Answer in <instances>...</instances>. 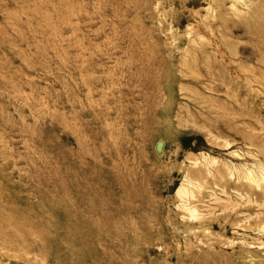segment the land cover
<instances>
[{
  "label": "rangeland",
  "instance_id": "rangeland-1",
  "mask_svg": "<svg viewBox=\"0 0 264 264\" xmlns=\"http://www.w3.org/2000/svg\"><path fill=\"white\" fill-rule=\"evenodd\" d=\"M262 169L264 0H0V264H264Z\"/></svg>",
  "mask_w": 264,
  "mask_h": 264
},
{
  "label": "bare ground",
  "instance_id": "bare-ground-1",
  "mask_svg": "<svg viewBox=\"0 0 264 264\" xmlns=\"http://www.w3.org/2000/svg\"><path fill=\"white\" fill-rule=\"evenodd\" d=\"M252 160V159H251ZM250 159H249V161H251ZM246 162L248 163V161L246 160ZM251 165V164H250ZM254 168V167H253ZM249 173V172H248ZM261 173H262V180H260V179H256L255 180V182H256V185L255 186H257V187H260L261 186V184H260V182H263L264 183V170L262 169L261 170ZM250 174V173H249ZM250 176V175H249ZM256 176V175H255ZM257 177V176H256ZM250 178V177H249ZM253 179V178H252ZM250 180V179H249ZM251 181V180H250ZM254 182V183H255ZM260 197V196H259ZM261 243V242H260Z\"/></svg>",
  "mask_w": 264,
  "mask_h": 264
}]
</instances>
